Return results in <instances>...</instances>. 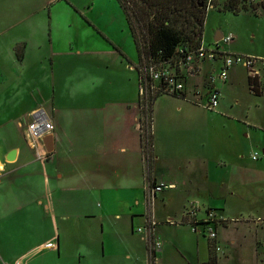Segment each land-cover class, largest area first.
<instances>
[{
    "label": "crops",
    "instance_id": "obj_1",
    "mask_svg": "<svg viewBox=\"0 0 264 264\" xmlns=\"http://www.w3.org/2000/svg\"><path fill=\"white\" fill-rule=\"evenodd\" d=\"M126 25L132 46L125 49L126 42L111 38L129 60L110 47L79 48L90 44L86 35L21 33L19 60L13 44L0 45V264H167L169 254H178L183 264H209L202 227L182 223L183 216L224 210L211 203L212 184L231 191L255 180L248 172L229 171L223 181L218 169L226 162L218 155L208 159L207 111L199 101L212 86L224 98L240 68L248 87L241 64L229 69L227 81L211 79L220 59L210 74L202 71L205 60L187 77L186 96H175L183 103L158 104L155 98L149 171L139 128V73L131 62L138 63V53ZM220 34L217 29L214 42ZM222 44L229 53L257 55ZM221 97L215 110L223 108ZM228 106L226 117L240 119ZM36 107L53 122V150L44 160L24 139L23 126ZM149 177L171 185L155 191L152 202ZM149 218L159 243L152 262L149 233L137 230Z\"/></svg>",
    "mask_w": 264,
    "mask_h": 264
},
{
    "label": "rangeland",
    "instance_id": "obj_2",
    "mask_svg": "<svg viewBox=\"0 0 264 264\" xmlns=\"http://www.w3.org/2000/svg\"><path fill=\"white\" fill-rule=\"evenodd\" d=\"M115 1L117 2V0H0V45L7 49L13 44L16 52V45L23 47L25 45L24 41L17 42L19 34L39 30L43 33H52L54 38L56 34L79 35L80 38L86 35L92 37L90 44L82 42L79 48L110 47L116 49L118 53L122 52L123 57L129 60L121 46L111 38L126 42L125 49L131 45L127 39L131 38L126 25L128 23L119 16V4ZM215 1L221 6L225 0ZM246 3L253 8L248 6L237 13L207 6L202 34L204 47L213 48L214 34L220 29L224 34H233V39L226 47L242 46L248 53L264 56L262 7L264 0H247ZM79 18L85 25L80 24ZM131 62L134 66L135 61L131 59ZM216 65L210 59H206L202 71L208 75L211 68ZM235 79V84H227L224 88L222 93L225 97H221V106L226 109L228 105H233L232 114L241 118L228 119L225 115L228 111L223 108L217 110L206 108L207 112L203 113V120L206 119L209 126L208 159L218 155L226 162V167L218 169L223 181H226L225 176L229 171L232 175L248 172L255 180L247 186L236 187L231 191L222 184H212L209 190L211 203L221 205L224 210L213 213L208 211L207 216L199 218L202 222L200 226L207 239H210L211 230L216 232L214 239L216 247H219L215 248L216 264H264V92L256 95L249 90L241 68L236 72ZM260 84L264 89V80H260ZM205 86H209L208 81ZM234 99L237 100L236 103ZM157 101L158 104L175 105L181 100L171 94L161 93ZM199 102L203 104L204 98ZM245 114L248 116L247 119L243 118ZM142 124L144 128L146 121ZM22 141L24 142L23 138ZM252 152L258 153V160L251 158ZM206 185L209 188L210 184ZM189 215L196 217L193 214ZM221 219L228 220L223 223ZM167 258L169 260L167 264H183V259L178 254H169Z\"/></svg>",
    "mask_w": 264,
    "mask_h": 264
},
{
    "label": "trees",
    "instance_id": "obj_3",
    "mask_svg": "<svg viewBox=\"0 0 264 264\" xmlns=\"http://www.w3.org/2000/svg\"><path fill=\"white\" fill-rule=\"evenodd\" d=\"M247 0H225L222 5H218L215 0H117L119 6L125 14V19L130 28V33L136 45L138 53V63L134 66L139 73L138 84L144 81L141 66L147 63L172 62L181 58V52L185 49L196 51L202 45L203 24L208 5L218 9L239 12L242 8L247 9ZM252 4V3H251ZM263 11L264 5L262 4ZM253 8V7H252ZM124 55L122 52H120ZM16 55L19 59L23 57V45H16ZM148 83V94H139L140 110V133L142 147L150 171V159L152 154L153 136L151 133L153 102L155 98L162 94H171L184 98L185 95L178 93L162 92L159 88H151ZM248 87L256 95L264 91L260 80L256 76L248 75ZM144 121L146 126L143 128ZM148 173V172H147ZM149 176V174H148ZM150 186L156 183L152 178H148ZM185 213L181 222L189 223L193 227L201 224L199 218L190 217ZM226 223L228 219H221ZM150 249L148 241L146 242ZM209 243V264H215V239H208ZM151 262L155 252L150 249Z\"/></svg>",
    "mask_w": 264,
    "mask_h": 264
},
{
    "label": "built area",
    "instance_id": "obj_4",
    "mask_svg": "<svg viewBox=\"0 0 264 264\" xmlns=\"http://www.w3.org/2000/svg\"><path fill=\"white\" fill-rule=\"evenodd\" d=\"M233 39V34H221L220 38L214 42L213 48H207L201 45L196 51L180 50L181 58L173 60L172 62L162 63H147L141 66L142 74L145 76L144 81L139 84L140 95L144 96L148 94V83L151 88H159L162 92L178 93L179 95L186 96L185 81L188 76L195 75L198 67L206 59L215 62L220 59V64L216 69L212 70L211 79L227 81L229 69L235 65L241 64L246 70L247 75L256 76L259 80H264V56L257 55H245L242 53H229L223 51V44H228ZM221 92L218 88L212 86L208 87L207 93L204 96L203 105L209 110H215L219 104ZM196 100H200V96L195 97ZM52 119L47 111L42 108H34L29 114V120L24 126V139L27 145L35 152L34 155L37 159H46L49 151L45 148L42 138L53 131ZM251 157L254 160L258 159V153L253 152ZM171 185L155 183L154 186L148 184L147 197L152 202L154 192L162 190ZM155 221L152 218L147 219V223L144 227L139 226L138 231L148 232V243L152 251H156L159 247L157 240L153 238ZM216 237V232L211 230L209 232V238ZM264 243V241H263ZM219 248V247H217Z\"/></svg>",
    "mask_w": 264,
    "mask_h": 264
},
{
    "label": "water",
    "instance_id": "obj_5",
    "mask_svg": "<svg viewBox=\"0 0 264 264\" xmlns=\"http://www.w3.org/2000/svg\"><path fill=\"white\" fill-rule=\"evenodd\" d=\"M220 35H221V34H220ZM218 39H219V38H218ZM218 39H217V40H218ZM52 138H53V136H52L51 133L45 135V136L42 138V142H43L45 148H46L49 152H50V151L52 152V150H53V140H52ZM9 158H11V157H9Z\"/></svg>",
    "mask_w": 264,
    "mask_h": 264
}]
</instances>
